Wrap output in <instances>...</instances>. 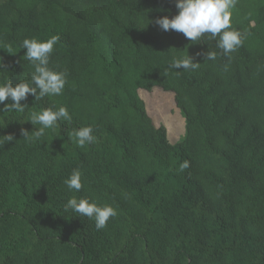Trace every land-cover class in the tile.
<instances>
[{"label":"trees","instance_id":"obj_1","mask_svg":"<svg viewBox=\"0 0 264 264\" xmlns=\"http://www.w3.org/2000/svg\"><path fill=\"white\" fill-rule=\"evenodd\" d=\"M175 14L174 0H0V82L30 78L25 38L58 35L49 66L67 73L62 95L0 112V136L17 140L0 147V264H264V0H237L247 37L230 59L209 34L190 42L153 23ZM187 54L197 69L166 71ZM154 89L184 118L175 145L139 96ZM53 104L71 123L20 140ZM88 125L96 142L80 148L70 133ZM74 168L79 193L63 184ZM72 196L117 216L97 230L64 211Z\"/></svg>","mask_w":264,"mask_h":264},{"label":"clouds","instance_id":"obj_2","mask_svg":"<svg viewBox=\"0 0 264 264\" xmlns=\"http://www.w3.org/2000/svg\"><path fill=\"white\" fill-rule=\"evenodd\" d=\"M236 5L237 0H174L176 14L171 18L167 15L158 17L153 23L164 32L172 30L183 34L190 42H195L205 34H209L210 38L216 42V48L230 59V54L241 47L247 37V33H242L233 27L232 15ZM59 39L58 35H53L47 40L33 37L22 41L21 48L26 50L23 56L32 68L30 78L19 79V82L13 85L8 75L3 82H0V105H2L0 112L23 113L29 106L27 103L22 104L21 101H27L29 96L39 101L45 97H58L63 94L67 83V73L49 66L54 46L57 45ZM203 55L206 60L217 58L216 51H208ZM192 60L193 58L188 54L174 56L170 59L166 71L195 70L200 63H193ZM5 67L6 65L0 59V72H5L2 71ZM6 101L9 102L6 103ZM62 120L69 123L72 120L68 108L64 105L53 104L49 107H42L38 111L34 110L30 113L28 122L40 127L34 128L33 131L21 129L22 139L20 140L27 144L38 142L45 135L46 129L56 130L59 127V121ZM93 132L91 125L81 126L73 128L70 136L78 147L84 148L96 142ZM14 141L17 140H14L11 134L0 136V147L3 148L5 144ZM189 167L187 160L179 165L182 172ZM82 175L80 168H74L63 180L68 191L76 193L81 191L83 188ZM63 208L65 212L72 211L94 220L97 230L105 228L109 219L117 216L116 209L110 204H101L88 197L72 196L67 199Z\"/></svg>","mask_w":264,"mask_h":264},{"label":"rangeland","instance_id":"obj_3","mask_svg":"<svg viewBox=\"0 0 264 264\" xmlns=\"http://www.w3.org/2000/svg\"><path fill=\"white\" fill-rule=\"evenodd\" d=\"M139 96L144 100L154 124L166 129L169 143L175 145L182 141L185 137V121L175 106L173 96L158 89L151 92L140 90Z\"/></svg>","mask_w":264,"mask_h":264}]
</instances>
